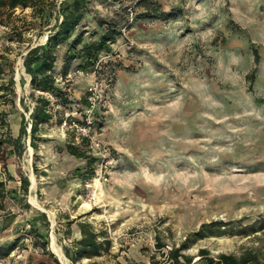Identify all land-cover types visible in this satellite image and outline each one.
Here are the masks:
<instances>
[{"label": "rangeland", "instance_id": "obj_1", "mask_svg": "<svg viewBox=\"0 0 264 264\" xmlns=\"http://www.w3.org/2000/svg\"><path fill=\"white\" fill-rule=\"evenodd\" d=\"M144 2L179 15L136 19L143 9L137 0H92L97 17L122 15L121 35L93 70L75 61L59 80L73 102L66 115L79 122L81 98L96 89L100 127H92L88 139L97 159L94 177L83 183L72 177L85 162L65 151L68 126L54 120L42 126L36 151L24 138L21 156L0 162V181L11 191L0 209V244L24 237L0 264H27L28 258L31 264H72L61 249L67 218L106 229L111 240L109 253L74 264H149L155 235L165 252L211 222L222 233L183 250L191 264L219 254L264 264V0ZM0 25L6 69L0 68V138H16L21 115L27 121L33 105L22 58L44 42L51 25L40 31L30 8H0ZM20 175L29 182L25 196ZM38 213L49 223L51 257L25 236L27 221ZM38 226L45 230L41 221ZM71 231L75 238V223Z\"/></svg>", "mask_w": 264, "mask_h": 264}, {"label": "trees", "instance_id": "obj_2", "mask_svg": "<svg viewBox=\"0 0 264 264\" xmlns=\"http://www.w3.org/2000/svg\"><path fill=\"white\" fill-rule=\"evenodd\" d=\"M99 1L103 4L117 0ZM91 2L92 0H0V8H5L8 11L15 8L32 9V15L37 20L40 31L42 28L50 26L51 21H54L47 29L46 40L42 44L29 47L22 58L23 71L29 76V96L33 100V105L27 121H25L24 115H21L17 137L12 138L7 135L5 138H0V162L3 166L7 158L21 156L24 151V138L28 139L31 150L36 151L39 141L38 134L42 126L54 120L57 125L64 123L68 126L65 132L67 136L65 151L70 156L85 162L84 167L77 168L71 173L72 177L82 183L90 181L94 177V164L97 159L88 150L89 140L78 136L76 131L70 127L72 122L83 123L84 113L88 108L86 93L80 100L79 109L75 111L83 117L82 121L79 122L72 115H66L71 111L73 102L67 90L59 82L67 76L75 61L78 62L77 67L82 70H93L95 63L102 55L111 54V46L121 35L122 15L115 12V16L118 14V17H97L92 12ZM142 3V12L136 19L151 18L167 21L179 15V12L173 9L162 10L157 2L145 3L144 0H137L135 5ZM252 54L253 63L256 66L259 60L256 49H253ZM58 64L59 69H57ZM254 71L253 68L246 75L249 84L253 82ZM19 103L23 104L22 98L19 99ZM98 108L95 106L92 110V126L94 128L100 127ZM24 110H27V107H24ZM2 122L0 121L1 124H3ZM28 186L27 177L20 175L19 191L24 196ZM10 192L5 188V184L0 181V209L3 208L4 199ZM24 207L30 208L27 203H24ZM40 221L45 227L44 231L38 226ZM27 222L28 229L25 236L31 238L33 249H38L41 254L51 257V253L47 249V227L49 223L46 215L38 213L36 217ZM73 223L78 228V239L71 238V225ZM220 226L216 222L202 224L199 229L185 236L176 246L172 245L165 252L163 251L165 244L155 235V251L149 257V264H191L192 258L181 252L188 249L197 240L219 236L222 233ZM62 236L67 241L66 244L61 245L63 256L72 264L109 253L111 248V240L106 229H96L88 221H75L67 218L62 227ZM23 242L24 237L18 236L8 243L0 244V260L9 257L11 252L18 249L19 244H23ZM199 254L205 256L207 252L201 249ZM251 260V257H241L237 260L231 255L219 254L217 260L208 258L206 264H246ZM27 264H31L30 258H28Z\"/></svg>", "mask_w": 264, "mask_h": 264}, {"label": "built area", "instance_id": "obj_3", "mask_svg": "<svg viewBox=\"0 0 264 264\" xmlns=\"http://www.w3.org/2000/svg\"><path fill=\"white\" fill-rule=\"evenodd\" d=\"M0 29L3 27L0 25ZM86 100L88 103V108L85 110V117L83 119L82 124H78L76 122H72L70 127L73 128L78 136L85 137L87 139H91L90 132L92 129V110L98 103V95L96 93V89L94 86H91L86 91Z\"/></svg>", "mask_w": 264, "mask_h": 264}, {"label": "crops", "instance_id": "obj_4", "mask_svg": "<svg viewBox=\"0 0 264 264\" xmlns=\"http://www.w3.org/2000/svg\"><path fill=\"white\" fill-rule=\"evenodd\" d=\"M3 27V26H2ZM4 28V27H3ZM1 62V61H0ZM0 68H2L1 70L3 71V72H6L5 70L6 69H4L3 68V65H2V63H0ZM79 238V233H77V235L75 236V239H78Z\"/></svg>", "mask_w": 264, "mask_h": 264}, {"label": "bare ground", "instance_id": "obj_5", "mask_svg": "<svg viewBox=\"0 0 264 264\" xmlns=\"http://www.w3.org/2000/svg\"><path fill=\"white\" fill-rule=\"evenodd\" d=\"M31 182L33 183V180H31Z\"/></svg>", "mask_w": 264, "mask_h": 264}, {"label": "water", "instance_id": "obj_6", "mask_svg": "<svg viewBox=\"0 0 264 264\" xmlns=\"http://www.w3.org/2000/svg\"><path fill=\"white\" fill-rule=\"evenodd\" d=\"M46 40V37H45V39H44V41Z\"/></svg>", "mask_w": 264, "mask_h": 264}]
</instances>
